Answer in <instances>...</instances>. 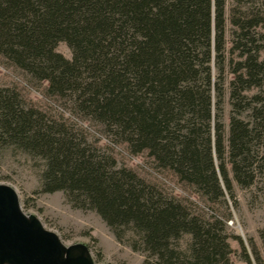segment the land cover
<instances>
[{"label":"trees","instance_id":"1","mask_svg":"<svg viewBox=\"0 0 264 264\" xmlns=\"http://www.w3.org/2000/svg\"><path fill=\"white\" fill-rule=\"evenodd\" d=\"M233 1L239 11L245 7V19L232 8L243 60L228 84L229 129L228 0H0V56L46 81L50 95L74 97L134 154L149 151L208 202L227 205V195L235 201L233 180L249 187L264 170V99L247 95L264 86V48L252 36L264 28V15L252 9L258 0ZM60 43L72 60L56 51ZM9 147L43 161V192L62 191L73 208L95 211L118 241L132 230L140 239L135 251L161 264H220V218L202 220L28 107L15 90L0 89V149ZM184 235L190 256L176 245ZM250 246L256 264H264Z\"/></svg>","mask_w":264,"mask_h":264},{"label":"rangeland","instance_id":"2","mask_svg":"<svg viewBox=\"0 0 264 264\" xmlns=\"http://www.w3.org/2000/svg\"><path fill=\"white\" fill-rule=\"evenodd\" d=\"M252 6L255 13L260 12L264 15L263 1L258 0ZM233 7L236 8L235 18L245 19L243 15L245 7L242 6L239 11L236 2L228 0L227 52L228 58H233V64L232 67L228 66L226 72L224 123L227 129H229L232 110L228 91L231 71L243 60L241 57L243 50L235 45L236 42L241 41V37L237 35L240 29L232 24ZM252 36L263 44L264 48V28L257 27L252 31ZM232 49H235L233 56L230 54ZM56 51L69 60L73 58L66 43H60ZM261 58L264 59V49L261 51ZM48 86L46 81L34 79L0 56V89L15 90L28 107L41 111L50 120L64 124L79 139L83 138L90 147L112 156L119 168L133 171L163 195L180 201L192 214L201 217L202 220L214 222V218H220L223 224L218 227L220 230L218 235L225 250L220 264H248L241 242L244 243L252 264L256 262L251 243L255 245L264 262L263 169L256 171L254 183L249 187H241L232 178L235 201L227 195V205L210 203L194 187L181 182L172 171L161 168L149 151L134 154L126 143L114 135L113 131L109 132L104 125L86 117L78 108L74 97L52 96L48 93ZM247 95L264 99V86L251 89ZM248 116L249 113H246L244 118ZM44 168L41 159L34 158L15 147L0 149V184H8L15 188L20 196L23 210L37 216L46 228L56 232L65 244L86 245L97 264H161L159 259L150 253L134 250L133 246H139L137 242L140 239L132 230L125 229L123 240L118 241L95 211L73 208L62 191L43 192ZM190 243L191 237L184 235L176 245L186 256H190L187 253ZM185 264H188L187 261Z\"/></svg>","mask_w":264,"mask_h":264},{"label":"water","instance_id":"3","mask_svg":"<svg viewBox=\"0 0 264 264\" xmlns=\"http://www.w3.org/2000/svg\"><path fill=\"white\" fill-rule=\"evenodd\" d=\"M0 264H97L86 245H67L23 210L15 188L0 184Z\"/></svg>","mask_w":264,"mask_h":264}]
</instances>
